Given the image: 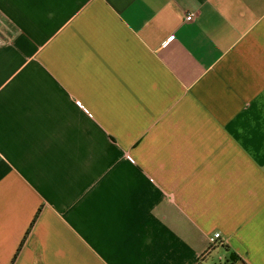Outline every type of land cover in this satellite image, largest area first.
Here are the masks:
<instances>
[{"label":"crops","instance_id":"crops-1","mask_svg":"<svg viewBox=\"0 0 264 264\" xmlns=\"http://www.w3.org/2000/svg\"><path fill=\"white\" fill-rule=\"evenodd\" d=\"M0 264H264V0H0Z\"/></svg>","mask_w":264,"mask_h":264},{"label":"built area","instance_id":"built-area-1","mask_svg":"<svg viewBox=\"0 0 264 264\" xmlns=\"http://www.w3.org/2000/svg\"><path fill=\"white\" fill-rule=\"evenodd\" d=\"M194 17H195V15L194 14H191V15H189L188 17H187V21H193L194 20ZM221 238V235L220 234H216L215 235V237H214V243H217L218 242V240Z\"/></svg>","mask_w":264,"mask_h":264},{"label":"trees","instance_id":"trees-1","mask_svg":"<svg viewBox=\"0 0 264 264\" xmlns=\"http://www.w3.org/2000/svg\"><path fill=\"white\" fill-rule=\"evenodd\" d=\"M221 246H223V245H221Z\"/></svg>","mask_w":264,"mask_h":264},{"label":"rangeland","instance_id":"rangeland-1","mask_svg":"<svg viewBox=\"0 0 264 264\" xmlns=\"http://www.w3.org/2000/svg\"><path fill=\"white\" fill-rule=\"evenodd\" d=\"M217 258V257H216Z\"/></svg>","mask_w":264,"mask_h":264}]
</instances>
